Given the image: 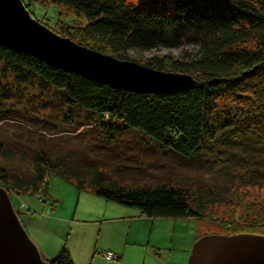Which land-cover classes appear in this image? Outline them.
I'll use <instances>...</instances> for the list:
<instances>
[{"label": "trees", "instance_id": "trees-1", "mask_svg": "<svg viewBox=\"0 0 264 264\" xmlns=\"http://www.w3.org/2000/svg\"><path fill=\"white\" fill-rule=\"evenodd\" d=\"M37 1L55 4L57 10L58 6L67 7L80 21L74 25L64 21L56 34L120 60L187 73L195 80V86L184 92H132L57 69L0 45L3 70L21 83L35 79L40 88L52 89L68 112L83 113L85 120L101 132L96 145L110 154L108 159L119 161L123 155L115 152L118 144L138 134L175 157L197 161L201 150L216 153V141L223 131L234 130L228 118L218 119L216 99L226 94L237 98L247 95L264 109V0ZM58 21L62 22L60 11ZM185 45L193 49L182 50L183 54L174 59L163 54L140 55ZM133 52L138 55L131 57L129 53ZM3 116L0 121L6 118ZM66 117L71 121L70 113ZM252 124L248 122V127L254 128ZM221 140V148L233 145ZM219 153L222 166L232 171L234 185L202 195L178 185L141 184L127 178L119 181L95 157L87 160L85 155L82 162L60 158L51 161L44 150L34 154L30 172L15 175L5 165L15 153L0 141V186L9 197L12 192L44 203L46 180L53 175L79 192L134 208L145 218L200 220L207 205L231 200L228 191L248 186L264 188V168ZM217 162L214 159L211 163ZM21 209L14 208L17 214ZM44 260L49 264H74L64 244Z\"/></svg>", "mask_w": 264, "mask_h": 264}, {"label": "rangeland", "instance_id": "rangeland-1", "mask_svg": "<svg viewBox=\"0 0 264 264\" xmlns=\"http://www.w3.org/2000/svg\"><path fill=\"white\" fill-rule=\"evenodd\" d=\"M21 1L32 18L55 33L64 21L73 25L80 22L67 7L58 6L57 10L52 3ZM126 1L135 3L137 0ZM58 11L62 22L58 21ZM192 49L185 45L140 55L163 54L174 59L183 54L182 50ZM129 54L131 57L138 55ZM246 96L237 98L226 94L216 99L218 119L228 118L234 125V130L223 131L217 139L216 153L205 149L199 152L197 161L181 159L162 151L148 138L135 134L126 137L125 143L118 144L115 152L123 156L116 161L108 159L110 154L96 145L102 138L101 132L94 128V123L85 120L83 113L68 112L69 108L59 102L52 89L40 88L35 79L18 82L0 64V116L6 117L0 121V141L15 153L11 162L5 165L15 175L30 172L34 154L44 150L51 161L60 158L67 162H82L95 157L98 164L110 168L111 177L119 181L127 178L141 184L178 185L202 195L221 190L219 187H232V171L222 166L219 152L230 154L252 167L264 168V109L257 100ZM67 112L71 114V121L66 117ZM248 122H253L254 128L248 127ZM222 138L233 145L221 148ZM85 155L86 159H82ZM214 159L218 161L216 164L211 163ZM46 185L44 203L35 197L32 200L10 192L14 208L19 209L23 202L30 207L29 210L23 207L17 216L21 224L29 218L23 228L38 251L43 243L48 246L49 250L39 252L43 259L53 257L66 243L68 250L75 252L78 264L86 261L89 252L93 256L92 264H186L191 246L200 236L244 233L264 236V188L248 186L228 191L231 200L207 205L200 220L149 219L146 222L148 245H144L130 234L127 238L133 224L127 218V212L136 209L79 192L72 184L53 175L47 178ZM102 214L119 218L105 219L101 218ZM30 225L43 231V236L34 233ZM151 229H159V234L165 231L158 237V243L155 241L160 248L154 246ZM107 251L114 258L105 260L103 253Z\"/></svg>", "mask_w": 264, "mask_h": 264}, {"label": "water", "instance_id": "water-1", "mask_svg": "<svg viewBox=\"0 0 264 264\" xmlns=\"http://www.w3.org/2000/svg\"><path fill=\"white\" fill-rule=\"evenodd\" d=\"M0 45L117 89L140 93L184 92L190 74L152 69L79 45L30 16L21 0H0ZM0 264H49L28 237L0 186ZM186 264H264V236L206 235L191 246Z\"/></svg>", "mask_w": 264, "mask_h": 264}, {"label": "crops", "instance_id": "crops-1", "mask_svg": "<svg viewBox=\"0 0 264 264\" xmlns=\"http://www.w3.org/2000/svg\"><path fill=\"white\" fill-rule=\"evenodd\" d=\"M21 197V196H20ZM23 197H28V198H30V199H32L33 200V196H23ZM22 199H24V198H22ZM32 200H31V204H32ZM25 208L26 207V210H29L30 209V207L29 206H26V203L25 202H23L22 203V208ZM20 211V210H19ZM130 212H127V218H129V219H131V223H133L132 224V226H131V229L129 230V232H128V236H127V238H129V234L132 236V238H134V240H136L139 244H144V245H148V241H147V238L149 237V235H148V231H146L148 228H146V222L147 221H149V218H145V217H142L140 214H139V212L138 211H133V210H129ZM102 217L101 218H108V219H111V220H113V219H118L119 217H106V215H104V214H102L101 215ZM113 216H117V215H115V214H113ZM142 220V221H141ZM150 220H153V219H150ZM29 221V218L28 217H26V222L24 223V221L22 220V226L24 227L26 224H27V222ZM140 221V222H139ZM140 223H143V225H141ZM30 228H31V230L34 232V233H37V234H39V236L40 237H42L43 236V234L44 233H42L43 231H41V230H39L38 228H36V227H34L33 225H30ZM165 231H161V234H159V229H155V230H153V229H151L150 230V234H153V241H154V243L156 244V245H154V246H157L158 248H160L161 247V245H157V243H158V237L160 238V237H162V234L164 233ZM134 236V237H133ZM136 238V239H135ZM46 241V240H45ZM157 243H156V242ZM62 244V243H61ZM64 245H66V243H64ZM61 247V246H60ZM60 247L57 249V251H56V253L58 252V250L60 249ZM67 247V246H66ZM67 249H68V247H67ZM44 250L45 251H47V250H49V248H48V246L45 244V243H43V245H42V247H40V250H39V252L41 251V253H44ZM120 250V249H119ZM91 251V250H90ZM68 252H69V254H70V256H71V259H72V261H73V263L74 264H78L77 263V260H76V257H75V252H73V251H69L68 250ZM71 252V253H70ZM40 253V254H41ZM55 253V254H56ZM116 256V255H115ZM116 258L118 259V260H120L121 259V256H116ZM116 259V260H117ZM106 260V259H105ZM92 261H93V256H92V254H90V252H89V256L87 257V259H86V261L85 262H83L82 264H92ZM107 262H109V261H107Z\"/></svg>", "mask_w": 264, "mask_h": 264}, {"label": "built area", "instance_id": "built-area-1", "mask_svg": "<svg viewBox=\"0 0 264 264\" xmlns=\"http://www.w3.org/2000/svg\"><path fill=\"white\" fill-rule=\"evenodd\" d=\"M103 258L106 260H110V259L114 258V256L110 251H107V252L103 253Z\"/></svg>", "mask_w": 264, "mask_h": 264}]
</instances>
